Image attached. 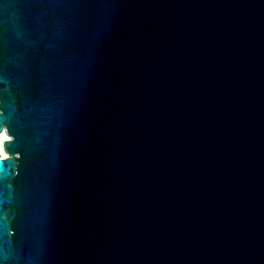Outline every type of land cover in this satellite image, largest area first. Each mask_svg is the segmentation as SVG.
<instances>
[{
  "label": "water",
  "instance_id": "water-1",
  "mask_svg": "<svg viewBox=\"0 0 264 264\" xmlns=\"http://www.w3.org/2000/svg\"><path fill=\"white\" fill-rule=\"evenodd\" d=\"M0 264H264V0H0Z\"/></svg>",
  "mask_w": 264,
  "mask_h": 264
},
{
  "label": "bare ground",
  "instance_id": "bare-ground-1",
  "mask_svg": "<svg viewBox=\"0 0 264 264\" xmlns=\"http://www.w3.org/2000/svg\"><path fill=\"white\" fill-rule=\"evenodd\" d=\"M2 140L3 138L0 137V155L2 156H7V154L4 152L3 148H2Z\"/></svg>",
  "mask_w": 264,
  "mask_h": 264
},
{
  "label": "rangeland",
  "instance_id": "rangeland-1",
  "mask_svg": "<svg viewBox=\"0 0 264 264\" xmlns=\"http://www.w3.org/2000/svg\"><path fill=\"white\" fill-rule=\"evenodd\" d=\"M0 156H2V155H0Z\"/></svg>",
  "mask_w": 264,
  "mask_h": 264
}]
</instances>
